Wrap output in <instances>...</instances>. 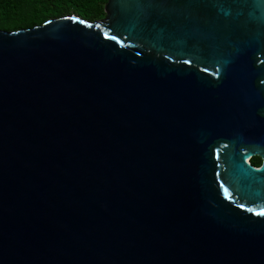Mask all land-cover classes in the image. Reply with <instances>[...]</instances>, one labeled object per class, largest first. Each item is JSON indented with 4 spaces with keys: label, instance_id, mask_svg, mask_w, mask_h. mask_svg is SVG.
Here are the masks:
<instances>
[{
    "label": "water",
    "instance_id": "water-1",
    "mask_svg": "<svg viewBox=\"0 0 264 264\" xmlns=\"http://www.w3.org/2000/svg\"><path fill=\"white\" fill-rule=\"evenodd\" d=\"M105 11L0 29V264H264V0Z\"/></svg>",
    "mask_w": 264,
    "mask_h": 264
},
{
    "label": "trees",
    "instance_id": "trees-1",
    "mask_svg": "<svg viewBox=\"0 0 264 264\" xmlns=\"http://www.w3.org/2000/svg\"><path fill=\"white\" fill-rule=\"evenodd\" d=\"M108 0H0V29L14 31L41 25L50 18L77 14L96 21L107 16ZM262 158L254 156L251 163L262 164Z\"/></svg>",
    "mask_w": 264,
    "mask_h": 264
}]
</instances>
